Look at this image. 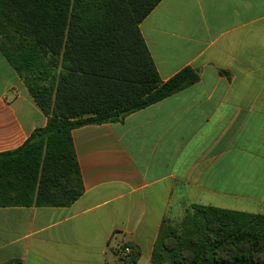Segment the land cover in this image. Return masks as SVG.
Returning <instances> with one entry per match:
<instances>
[{
    "label": "crops",
    "instance_id": "obj_1",
    "mask_svg": "<svg viewBox=\"0 0 264 264\" xmlns=\"http://www.w3.org/2000/svg\"><path fill=\"white\" fill-rule=\"evenodd\" d=\"M162 81H199L123 121L72 131L84 193L0 208V264H151L164 220L194 205L264 215V0H162L140 24ZM0 50V153L46 127Z\"/></svg>",
    "mask_w": 264,
    "mask_h": 264
},
{
    "label": "trees",
    "instance_id": "obj_2",
    "mask_svg": "<svg viewBox=\"0 0 264 264\" xmlns=\"http://www.w3.org/2000/svg\"><path fill=\"white\" fill-rule=\"evenodd\" d=\"M161 1L0 0V50L48 117L0 153V208L73 204L84 193L74 129L123 121L199 81L190 67L160 78L140 24ZM116 253L120 264L141 256L131 243ZM151 264H264V215L194 205L163 221Z\"/></svg>",
    "mask_w": 264,
    "mask_h": 264
},
{
    "label": "built area",
    "instance_id": "obj_3",
    "mask_svg": "<svg viewBox=\"0 0 264 264\" xmlns=\"http://www.w3.org/2000/svg\"><path fill=\"white\" fill-rule=\"evenodd\" d=\"M130 252V249L129 248H126L125 250H124V253L125 254H127V253H129Z\"/></svg>",
    "mask_w": 264,
    "mask_h": 264
}]
</instances>
